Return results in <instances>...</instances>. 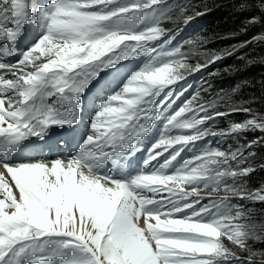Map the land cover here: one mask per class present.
<instances>
[{
	"label": "snow or ice",
	"instance_id": "1",
	"mask_svg": "<svg viewBox=\"0 0 264 264\" xmlns=\"http://www.w3.org/2000/svg\"><path fill=\"white\" fill-rule=\"evenodd\" d=\"M237 7L261 12L241 33L264 24V0H238ZM208 10L174 11L167 0H0V264H264V249L254 247L264 242V221L257 222V209L232 203L264 204V184L247 182L264 136L235 148L208 146L174 163L207 137L264 132V113L250 107L255 97L205 101L198 90L173 109L187 91L176 85L187 75L264 42L261 33L199 51L211 42L199 36L188 42L192 51L167 47L173 36L164 21L187 25ZM22 39L34 42L21 48ZM193 54L203 58L194 67L186 63ZM141 58L137 70L100 90L84 122L83 97L93 81ZM235 113L248 118L216 129L217 119ZM161 122L138 165L136 154ZM82 123L74 152L44 158L40 143ZM65 143L60 136L53 147ZM201 187L225 195L202 196Z\"/></svg>",
	"mask_w": 264,
	"mask_h": 264
},
{
	"label": "rangeland",
	"instance_id": "2",
	"mask_svg": "<svg viewBox=\"0 0 264 264\" xmlns=\"http://www.w3.org/2000/svg\"><path fill=\"white\" fill-rule=\"evenodd\" d=\"M167 1H169V0H167ZM174 6H176V4ZM183 6L191 7L192 3H185ZM204 6H207L208 9L211 8V6H208L207 3L203 1L202 5L200 7L201 11L203 10ZM237 11L240 12L241 10H239V8H237ZM208 12H209V10L206 12V14ZM243 12L247 15L246 16L247 17L246 18V25L248 24V18L257 15V14L255 15L254 8L251 10H248V11H243ZM204 15H202V16H204ZM200 17L201 16L197 17L194 21H192L191 23H189L187 25H185L183 23L177 24V23L171 22L174 26L169 28L170 30H172V36H173V39L171 40L170 43L173 44V46L170 47L167 45L168 48L169 49L175 48L176 45H174V44L179 42V41H180V45H181L183 43L188 44L189 41L194 40L198 33H195V35L193 36L194 32H192V33H189V32L192 30L194 31L192 23L195 22L196 20H198ZM169 23L170 22H167V24L162 23V27L168 25ZM164 28H166V27H164ZM166 29H168V28H166ZM240 29L241 28L237 29L236 33H238V34L241 33ZM261 33H264V24H257L255 27L248 29L246 32H243V40L241 42L250 41L252 39V37L259 35ZM238 34L236 36H239ZM241 42H239V43H241ZM239 43H235L234 45H238ZM171 44H169V45H171ZM186 47H185V50H186ZM262 47L264 48V42L249 43L246 47L240 48L239 51H237L234 55L229 56L225 59H222V60L210 65L209 67L202 69L199 72L193 73L191 75H187V78L185 80L179 81L178 84L176 85L178 91L182 88L187 89V91H185V94L183 96V101L185 102L192 95H194L198 90H200V84H204V85L207 84V82L209 81V78L211 76L218 75L220 73H229L230 74V72L234 71L235 68H238L239 70L245 71V74H244L245 77H242L241 79H239V82H237L236 85L232 89H230L229 92L235 93L238 90L243 89L244 86H246V85L250 86L251 81L257 76L256 69L259 71V75L257 77H259L260 80L258 82H261L262 84H264V63L259 62V58L264 57V52L262 53L260 50H258V48H262ZM224 48H228V47L217 46L216 48L210 49V50H220V49H224ZM204 49H209V48H207L206 45H204V46L200 47L198 50L203 51ZM189 51H192V45L190 46V49L188 51H185V52H189ZM241 57L252 58L256 62L249 65L246 63V59H242ZM228 58L232 59V65L233 66L228 67L226 69H221L219 66ZM202 60H203L202 57L193 54L187 58L186 63H188L189 65L194 67L198 61L202 62ZM227 92H228V90L216 91L206 101H211V100L215 99L217 94H222V95H225L226 97H228ZM200 94H201V92H200ZM248 96L252 98L253 94L252 93L250 94V92H249ZM182 104L183 103L176 102V104H174L173 107H174V109H176L179 106H181ZM219 106H221V105H219ZM260 113H264V111H261ZM241 117L234 116L231 118V120L236 119V118H241ZM218 126L219 125L215 123V127L217 129H220ZM227 127L228 126L222 128V129H226ZM260 136H264V132H261L259 130H255V131L246 132L243 134L242 137H239V138H233L232 136L223 137V138L219 137V136L207 137L204 141H200L196 145L189 146L188 148H186L185 151L183 153H181V156L178 157L177 161L174 163L178 166L184 160L196 155L198 152H200L201 150H203L204 148H206L208 146L219 147V148H223V149H227L229 146H231L232 148H235L238 143H246V142H248L252 139H256L257 137H260ZM256 153H257V155L250 162L256 168V171H259L260 169H264V147H257ZM261 184H264V182ZM260 185H258V186H256V185L250 186L249 185V187L250 188H256V187H259ZM182 187L186 191L191 190V187L189 185L185 184ZM198 191L200 194L204 193L207 196L211 193V189H205L202 187L199 188ZM211 194L212 195H225V193L222 191L219 193H211ZM204 202H207V201H204ZM232 203L242 204L245 207L255 208V203H251V202H247V201L233 200ZM257 219H259V220H257V222L264 221V218H262V217L257 216ZM225 242L229 243L227 241H225ZM229 246L232 247V245L230 243H229ZM238 254H240V253L238 252Z\"/></svg>",
	"mask_w": 264,
	"mask_h": 264
},
{
	"label": "trees",
	"instance_id": "3",
	"mask_svg": "<svg viewBox=\"0 0 264 264\" xmlns=\"http://www.w3.org/2000/svg\"><path fill=\"white\" fill-rule=\"evenodd\" d=\"M206 2L208 6H211L209 9V12L204 16H201L198 20L193 22V29L194 31H190L189 33L194 32L198 33L194 40H196L199 36H206L210 39V43L206 45L209 49H214L217 46H223V47H229L231 45H234L235 43H239L243 40V33H239V36H234L232 38H226L231 33H236V30L241 28L242 26L246 25V14L243 11L238 12L237 11V4L238 0H169L168 5L173 8V10H177L178 7L183 6L185 3H192L191 7L197 8V10H201L202 3ZM258 2V0H257ZM176 4V6H174ZM255 15H261V12L258 8H254ZM169 21H164L163 24H167ZM174 25L170 22L168 25L164 26L166 28H171ZM249 26L248 29L255 27ZM192 40V41H194ZM261 44V43H260ZM174 45L180 46L183 51H188L190 49L191 44H181L180 41L175 43ZM263 45V44H262ZM187 46V47H186ZM186 47V50H185ZM262 53L264 52V48H258ZM232 65V59L228 58L226 59L219 67L221 69H226L228 67H231ZM260 67V66H259ZM257 76L259 75V71L256 69ZM245 71L239 70L238 68H235L234 71L229 73H220L218 75L211 76L209 78V81L207 84H200V92L201 97L206 101L208 100L213 93L216 91L221 90H228V97L230 96V100H226V103H240L246 100L251 99L249 97L250 94H253V97L256 98V102L251 104L250 107L254 108L256 111H264V84L261 82H258L260 79L259 77H255L251 81V85L244 86L243 89L238 90L237 92H229L230 89H232L237 82H239V79H241L244 76ZM207 75V74H206ZM207 78V77H206ZM212 85L211 89L207 92L203 91L202 89L206 88L207 85ZM239 92V93H238ZM252 97V98H253ZM219 110L224 111L226 110L225 104H220ZM241 117L233 119L232 121L240 122L244 119L248 118L246 114L244 113H235L227 118H219L215 121L216 124H218L219 128L222 129L226 126H228L229 120H231L232 117ZM217 129V128H216ZM248 185L250 186H258L261 183L264 182V169H260L259 171H255L252 173L249 177H247ZM255 208L258 210L257 216L264 218V215H261V210H264V204L256 202ZM259 220V219H257ZM254 247L259 249H264V242H256L254 244Z\"/></svg>",
	"mask_w": 264,
	"mask_h": 264
},
{
	"label": "bare ground",
	"instance_id": "4",
	"mask_svg": "<svg viewBox=\"0 0 264 264\" xmlns=\"http://www.w3.org/2000/svg\"><path fill=\"white\" fill-rule=\"evenodd\" d=\"M54 158H56V157H54ZM54 158H53V159H54ZM189 191H190V190H189ZM200 195H202V196H207V195H206V194H204V193H203V194H200Z\"/></svg>",
	"mask_w": 264,
	"mask_h": 264
}]
</instances>
